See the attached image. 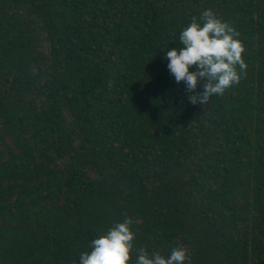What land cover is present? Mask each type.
<instances>
[{
  "label": "trees",
  "instance_id": "16d2710c",
  "mask_svg": "<svg viewBox=\"0 0 264 264\" xmlns=\"http://www.w3.org/2000/svg\"><path fill=\"white\" fill-rule=\"evenodd\" d=\"M208 9L248 67L200 106L165 53ZM125 218L133 261L264 264V0H0V264H79Z\"/></svg>",
  "mask_w": 264,
  "mask_h": 264
},
{
  "label": "clouds",
  "instance_id": "9594fccd",
  "mask_svg": "<svg viewBox=\"0 0 264 264\" xmlns=\"http://www.w3.org/2000/svg\"><path fill=\"white\" fill-rule=\"evenodd\" d=\"M239 36L230 23L208 9L199 18L193 16L181 31L182 47L166 51L169 72L177 84L184 82L191 104H207L210 97L222 96L239 84L242 74L246 75L248 65L243 58L246 48ZM201 82L202 91H198ZM132 226L131 218L115 223L106 234L91 241L90 251L80 254L79 264H191L183 246L174 247L168 257L155 250L149 254L143 247L135 248L133 261L136 232Z\"/></svg>",
  "mask_w": 264,
  "mask_h": 264
}]
</instances>
